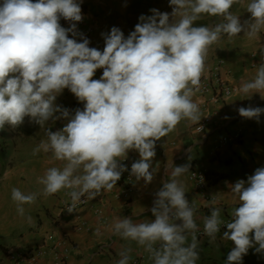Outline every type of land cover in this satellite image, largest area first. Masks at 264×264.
Listing matches in <instances>:
<instances>
[{
	"label": "clouds",
	"instance_id": "1",
	"mask_svg": "<svg viewBox=\"0 0 264 264\" xmlns=\"http://www.w3.org/2000/svg\"><path fill=\"white\" fill-rule=\"evenodd\" d=\"M241 2L169 0L174 6L171 13L151 9L153 14H142L127 37L116 26L102 34L105 47L101 51L89 47L93 19L82 15L80 0H0V130L5 125L17 128L26 116L41 127L49 119L67 120L57 131L46 127L47 139L35 150L51 153L63 166L46 169L39 179L42 193L12 189L18 215L24 217V205L35 203L38 195L48 197L68 189L72 203L67 210L72 212L82 197L93 199L111 191L117 181H123L122 172L127 170L118 158L124 160L133 149L140 159L132 163L131 174L150 183L156 172L152 168L156 141L174 131L182 120L197 123L202 117V101L194 97L207 71L210 47L223 34L231 38L243 31L252 41L264 32V0H248L251 18L243 23L232 9ZM205 14L210 16L211 27L195 23ZM81 20L90 26L86 35L77 31ZM101 68L102 76L93 79ZM65 88L83 102V109L72 113L55 103ZM236 91L259 93L264 98V63L252 79L242 80ZM238 111L258 120L264 108L240 107ZM204 126L199 124L198 130L203 132ZM235 132L240 137L231 143H238L243 138L240 130L217 136L210 160H225L224 150L231 143L219 147L220 137ZM197 166L209 169L206 196L199 194L216 207L200 227L180 179L187 172L194 186L189 171ZM218 174L205 162L174 166L172 178L156 193L151 209L154 219L134 222L132 217L115 218L112 231L143 246L152 264H197L200 253L195 233L214 239L223 232L222 239L235 244L226 264H243L249 248L257 245L255 251H264V167L255 169L246 181L239 179L229 185L237 206L223 219V201L208 191L210 176ZM129 251L119 253L117 264H129Z\"/></svg>",
	"mask_w": 264,
	"mask_h": 264
},
{
	"label": "crops",
	"instance_id": "2",
	"mask_svg": "<svg viewBox=\"0 0 264 264\" xmlns=\"http://www.w3.org/2000/svg\"><path fill=\"white\" fill-rule=\"evenodd\" d=\"M134 1L136 0H80L82 15L88 20L93 19L89 47L102 51L105 47L102 34L109 33L113 26L119 27L127 37L140 22L139 17L142 14L146 16L153 14L150 11L155 9L153 6L147 10L142 2L133 8ZM240 20L243 23L242 16ZM195 23L211 27L210 16L202 15ZM60 24L65 28L70 27L66 23ZM68 35L69 38H73L72 33ZM75 39L78 41L77 36ZM219 57L225 60L221 76L232 87V93L219 101L214 100L210 94L202 93L201 90L196 93L194 99L202 101L200 121L192 123L182 120L174 131L156 141V156L152 159V168H155L156 172L150 183L146 184L143 178L137 180L131 174L132 163L140 159L138 151L133 149L128 151L124 160L118 158L119 163L127 166V170L121 175L123 181H117V185L111 191L101 192L93 199L87 198L84 204L76 206L72 212L67 210L72 203L68 189L59 191V195L49 202L43 211L33 212L30 210L32 204H26L24 217L19 216L17 212L15 214L3 212L0 221L5 225L0 232V245L7 250L4 252L0 249V264H13L7 252L17 247L44 248L48 254L40 259L38 264H117L121 258L119 253L126 249H130L129 262L139 258L141 264H152L150 254L143 246L138 245L136 241L122 238L112 231L111 226L115 218L132 217L134 222L154 219L151 209L157 198L156 193L164 181L172 178L171 170L174 166L200 165L205 162L219 173L226 174L225 181H217L208 188V191L218 199L230 200L233 194L229 185L244 179L242 174L246 170L249 173L251 171V167L245 165V159L264 148V113H261L257 120L243 117L238 111L240 107L264 108V98L259 93L237 94L236 91L241 81L252 79L260 63H264V40L260 44L249 42L243 31L231 38L223 34L209 49L207 71L201 78V85ZM102 73V68L97 69L93 79H99ZM55 103L65 108L68 106L69 111L75 104H83L67 88L56 97ZM201 123L205 125L203 132L198 130ZM236 130L241 131L243 138L240 142L231 143L225 148L223 157L230 159L229 164L224 165L222 161L210 160L209 152L216 144L217 136ZM3 151L5 149H0V154ZM4 161V158L0 159V170L3 180L8 182L12 174L4 169L6 166ZM180 179L185 186L186 198L194 205V218L200 227L204 224V218L211 214L207 213L206 206L212 204L200 196L189 180L187 172ZM1 205L2 202L0 212ZM23 227L25 230L21 237L18 239L10 237L15 228ZM195 235L199 248L205 241V236L196 233ZM222 235L223 232H219L214 239L217 241ZM191 239L192 234L189 233V243ZM54 250L63 256L61 263H55L51 253Z\"/></svg>",
	"mask_w": 264,
	"mask_h": 264
},
{
	"label": "rangeland",
	"instance_id": "3",
	"mask_svg": "<svg viewBox=\"0 0 264 264\" xmlns=\"http://www.w3.org/2000/svg\"><path fill=\"white\" fill-rule=\"evenodd\" d=\"M134 2L135 5L133 8L143 2L147 10L151 9V6H153V8L159 11L168 13H171L174 7L170 5L169 0H136ZM247 3L248 0H242L241 3L232 6L233 12L242 16L243 22L251 18V13L246 9ZM263 40L264 32H261L259 40H252L249 42H258L260 44ZM66 108H68V106H66ZM28 120L30 119L26 116L24 122L21 124V127L27 131L26 133L23 131L14 132L6 127L0 130V149H5V151L1 152L0 159L4 158V162L6 163L4 169L8 170L10 175L12 174L7 180L8 182L3 180V175L0 180V202H2L0 217H2L1 214L3 212L7 214H15L17 212L16 203L11 197L13 188H19L24 192L42 193L44 186L39 183V179L44 175L46 169L52 166H63V162L53 160L51 153H45L43 150H35L40 146L43 140L47 139L46 127L51 131H57L67 123V120L63 118L56 121L49 119L45 127H41L31 120L30 123H28ZM247 158L248 159H245V165H249L251 171L249 173L248 170H246L245 173L242 174L245 181L249 175L254 174L255 169L264 167V148L255 152L253 155H249ZM58 195L59 192L48 197L38 195L35 203L30 207V210L33 212L43 211L47 204L53 201ZM221 200L224 203V207L221 209V218L223 219L228 213H232L237 204L231 196L228 201ZM25 207L26 204L24 205V208ZM206 208L207 213H211L212 208L216 207L209 205L208 207L206 206ZM226 209L227 212L225 211ZM4 225L5 224L0 221V232L4 229ZM24 228L25 227L20 229L15 228L10 237H16V239H18L22 236L25 230ZM204 239L205 243L203 242L204 244H200L198 248L200 259L197 261V264H226L228 252L235 247L234 242L222 238L216 241L213 238L210 239L209 236ZM256 247L257 245H254L249 248L248 253L243 257V264H264V251L257 252L255 251Z\"/></svg>",
	"mask_w": 264,
	"mask_h": 264
},
{
	"label": "built area",
	"instance_id": "4",
	"mask_svg": "<svg viewBox=\"0 0 264 264\" xmlns=\"http://www.w3.org/2000/svg\"><path fill=\"white\" fill-rule=\"evenodd\" d=\"M222 17L217 23H220ZM216 23V24H217ZM77 31H82L84 35L90 32V26L85 24L83 20L77 22ZM224 60L219 58L213 66L211 72L204 78L201 85V92L212 95V98L219 101L232 93V87L226 83L221 76ZM202 128V127H200ZM240 137L238 132L232 134H225L220 137L219 147H223L231 142H235ZM218 149V148H216ZM208 168L206 166H197L191 168L189 177L193 181L195 188L202 195L206 196V188L209 182ZM129 189V188H128ZM130 190V189H129ZM86 201V197H82L81 201L76 206H81ZM54 248V247H53ZM52 248V250H53ZM55 263H61L62 257L58 252L51 251ZM48 252L42 247H17L9 249L7 255L13 264H38L40 259L46 256ZM129 264H141L139 258L132 259Z\"/></svg>",
	"mask_w": 264,
	"mask_h": 264
},
{
	"label": "trees",
	"instance_id": "5",
	"mask_svg": "<svg viewBox=\"0 0 264 264\" xmlns=\"http://www.w3.org/2000/svg\"><path fill=\"white\" fill-rule=\"evenodd\" d=\"M83 104H75V106H74V108L73 109H71V111L70 112H72V113H74L75 112V110L77 109V108H80V109H83ZM5 127L7 128V129H10L11 131H14V132H16V131H23L24 133H26L27 131L25 130V129H23L22 127H21V125H19L17 128H12V127H10L9 125H5ZM229 162H230V160H228V159H225L224 161H223V164L224 165H228L229 164ZM211 177V179H212V181H211V185L212 184H215L217 181H225L226 179H227V175L226 174H218V175H215V177H212V176H210ZM0 249H2L4 252H6V250L7 249H5V248H3L1 245H0ZM202 260V259H201ZM201 262V261H200Z\"/></svg>",
	"mask_w": 264,
	"mask_h": 264
}]
</instances>
